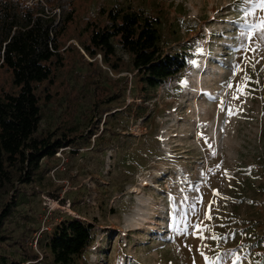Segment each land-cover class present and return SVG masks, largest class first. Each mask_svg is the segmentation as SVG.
I'll return each instance as SVG.
<instances>
[{
	"label": "rangeland",
	"instance_id": "obj_1",
	"mask_svg": "<svg viewBox=\"0 0 264 264\" xmlns=\"http://www.w3.org/2000/svg\"><path fill=\"white\" fill-rule=\"evenodd\" d=\"M69 1L73 20L59 39L61 64L51 67L52 81L35 86V92L39 133L70 143L41 160L34 183L15 184L4 195V202L13 199L17 205L0 224L1 253L15 261L34 255L36 260L24 264H47L46 235L60 221L75 218L93 227V241L76 264H193L194 258L205 264L197 250L201 240L179 237L170 228L173 209L188 196L176 208L180 216L198 218L219 234L236 230L235 239L221 241L219 250L251 245L244 264H264V47L248 52L251 63H241L242 71L233 76L243 56L235 21L244 5L238 0ZM112 8L156 18L162 50L185 54L186 68L148 90L119 49L109 65L99 53L88 56L82 44H88L92 29L106 24ZM257 41L264 45L258 34L253 46ZM245 72L251 82L242 95L235 86ZM12 90L9 73L1 70L0 92ZM197 195L202 203L192 215ZM212 201L209 221L205 215ZM204 243L215 248L211 239Z\"/></svg>",
	"mask_w": 264,
	"mask_h": 264
},
{
	"label": "trees",
	"instance_id": "obj_2",
	"mask_svg": "<svg viewBox=\"0 0 264 264\" xmlns=\"http://www.w3.org/2000/svg\"><path fill=\"white\" fill-rule=\"evenodd\" d=\"M58 10L59 13L54 12ZM73 20L69 0H0V72L9 73L12 91L0 92V224L17 205L4 202L15 184L30 185L39 177L41 160L53 158L69 138L39 133L41 104L35 86L52 81V66L61 64L59 39ZM106 24L90 31L82 50L101 54L110 64L117 49L129 57L139 82L155 90L188 64L185 54H166L159 22L140 11L119 8L106 12ZM3 203V205H1ZM93 227L78 219L55 224L46 235L47 264H76L91 244ZM0 237V245L3 243ZM41 243V241H38ZM0 264H24L1 253Z\"/></svg>",
	"mask_w": 264,
	"mask_h": 264
},
{
	"label": "snow or ice",
	"instance_id": "obj_3",
	"mask_svg": "<svg viewBox=\"0 0 264 264\" xmlns=\"http://www.w3.org/2000/svg\"><path fill=\"white\" fill-rule=\"evenodd\" d=\"M242 3L244 5V8L242 9V16L235 21L236 24L239 25V34L237 39H239V48L238 51L243 53V56L240 58L239 62L233 66V76H235L238 72L242 71L240 64L244 63L245 61L251 63V60L247 56L248 52L256 53L259 49L264 47L259 41L255 43L253 46V40L259 35L260 40H264V15H257V13H264V0H238V4ZM258 62V61H257ZM195 63V62H193ZM255 66L254 64L252 65ZM251 82V77L247 75L245 72L242 81L240 83L236 84V92L242 95H247L246 88L248 84ZM186 84L187 82H182ZM226 87L228 89H231L233 87V84L231 82H228L226 84ZM239 95H234L233 99H239ZM221 108L223 110V102H221ZM228 114L232 115V109H228ZM211 147V145H209ZM215 155V153H213ZM219 168V166H217ZM209 172H212V169L208 170ZM214 174V173H213ZM225 175H228L227 170L224 171ZM195 191H199L198 189H195ZM214 195H220L218 190H213ZM189 197L184 196L183 200L180 202V204L176 205V208H182L183 204H186ZM196 203L191 204L190 207L192 209V215H196L197 210V204L202 203V197L197 195ZM225 199H228L225 197ZM216 203V201H212L209 204V210L205 215V219L211 221L212 220V204ZM176 208L173 209L172 215H171V223L170 228L176 233L179 237L187 238V236L192 235L194 237H197L201 240L202 244L201 247L197 250L200 252V255L204 258L205 264H244L246 260H248V257L250 255L249 252H247V249L251 248V245H244L241 244V246L237 249H230L227 251H220L221 247V241L224 243H227L229 239H235V236L237 235L236 230H231L228 233L219 234L216 233L213 228L214 226L205 224L203 221H200L198 218L195 221L189 220L187 215L180 216L179 212L176 210ZM220 227H226L225 225H220ZM205 232H208L209 235L205 236ZM241 236L247 235L242 230L239 233ZM213 240L215 241V248L210 246L207 243H204L206 240ZM186 247H189V251H191V247L185 244ZM204 249H207L208 251H212L214 254L212 256H209L205 253ZM193 264H195V258L193 259ZM251 264V262H249ZM256 264H262L261 261H256Z\"/></svg>",
	"mask_w": 264,
	"mask_h": 264
},
{
	"label": "bare ground",
	"instance_id": "obj_4",
	"mask_svg": "<svg viewBox=\"0 0 264 264\" xmlns=\"http://www.w3.org/2000/svg\"><path fill=\"white\" fill-rule=\"evenodd\" d=\"M140 221H145V218H144V219H142V220H140Z\"/></svg>",
	"mask_w": 264,
	"mask_h": 264
}]
</instances>
